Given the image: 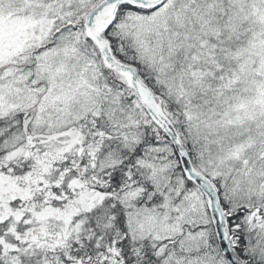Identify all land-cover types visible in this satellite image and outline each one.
<instances>
[{
    "label": "snow or ice",
    "instance_id": "1",
    "mask_svg": "<svg viewBox=\"0 0 264 264\" xmlns=\"http://www.w3.org/2000/svg\"><path fill=\"white\" fill-rule=\"evenodd\" d=\"M0 264H264V0H0Z\"/></svg>",
    "mask_w": 264,
    "mask_h": 264
}]
</instances>
